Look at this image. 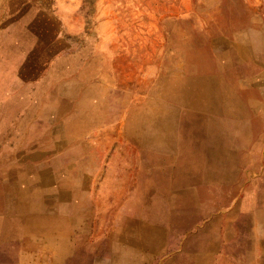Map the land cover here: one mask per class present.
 <instances>
[{
  "label": "rangeland",
  "instance_id": "obj_1",
  "mask_svg": "<svg viewBox=\"0 0 264 264\" xmlns=\"http://www.w3.org/2000/svg\"><path fill=\"white\" fill-rule=\"evenodd\" d=\"M174 84L202 104L229 88L227 111L203 105L218 152L189 192L179 169L138 172ZM72 246L88 264H264V0H0V264Z\"/></svg>",
  "mask_w": 264,
  "mask_h": 264
},
{
  "label": "crops",
  "instance_id": "obj_2",
  "mask_svg": "<svg viewBox=\"0 0 264 264\" xmlns=\"http://www.w3.org/2000/svg\"><path fill=\"white\" fill-rule=\"evenodd\" d=\"M244 54L250 55L247 51H244ZM233 59L232 61H234ZM218 76L223 82L224 79L234 78L231 72H228V75L223 73ZM228 89L226 86L205 89L204 95L207 97L204 98V104H202L201 87L198 88V91L196 88L194 89L200 96L198 98L193 97L186 102L181 93L183 90V94H185V89L174 84L169 89L170 93L172 92L169 94L171 95V103L167 104L164 101L155 100L153 106L156 105V107L148 115L146 132L143 138H139V140L142 139L143 144L145 143L148 148V156L146 157L148 161L140 163L139 174L149 173L148 169L153 168L156 164L171 168L170 174L173 173L172 169L176 168L185 176L184 179H179L182 184H185L184 191H192L193 184L196 183L195 177L201 173L202 160L204 158L213 159L218 152L220 131L218 119L204 117L203 105L213 108L212 111L215 112L218 110L227 111V106L224 108L222 101H224L225 105L227 99L224 98L223 94L229 97ZM243 93L246 94V91ZM230 94L235 96L233 89ZM232 101L239 103V101L234 99ZM246 102L244 97V104ZM237 105L239 106V104ZM191 113H194V118L188 117L192 116ZM139 188L144 189L142 184H140ZM85 250L83 247L81 249L80 247L72 246L66 252V259L61 264H88L89 258L86 256ZM63 253L61 250V254ZM121 264H130V260L125 259Z\"/></svg>",
  "mask_w": 264,
  "mask_h": 264
}]
</instances>
